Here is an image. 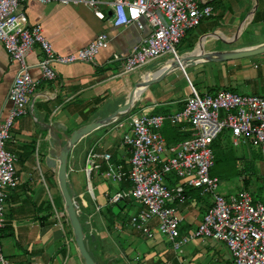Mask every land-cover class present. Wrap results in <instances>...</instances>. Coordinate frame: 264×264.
<instances>
[{
	"label": "crops",
	"instance_id": "1",
	"mask_svg": "<svg viewBox=\"0 0 264 264\" xmlns=\"http://www.w3.org/2000/svg\"><path fill=\"white\" fill-rule=\"evenodd\" d=\"M256 1L257 7L252 17L250 13L255 0H197L200 6L212 8V15L192 29L196 33L189 35L192 32L190 31L186 36L192 47L184 50L181 55L184 56L186 52L200 47L201 44L203 46L200 53L214 51L217 40L223 41L224 45L240 42L239 37L249 23L248 18L253 23L256 15L260 19L257 24L264 25V0ZM21 10L27 23L39 25L43 36L60 55L76 53L100 34L108 37L106 46L100 50L92 64L55 65L57 78L53 81L41 80L38 69L31 71L33 79H39V84L29 96L27 114L14 122L11 139L7 143V149L16 159V172L20 183L10 193L4 209L3 256L9 264H83L74 243L72 229L64 209H61L63 203L57 183V168H49L47 163V159L52 157L58 148L53 147L46 128L48 125L54 128L61 125L66 128L65 134L69 135L96 117H106L121 107L134 83L143 73L152 69L135 78L121 76L120 65L112 62L113 56L126 57L134 46L147 37L150 30L144 27L140 31L134 25L112 27L108 21L109 10L106 6L102 7L104 20L97 19L92 11L84 6L43 5L30 0L23 4ZM243 16L244 19L240 20ZM239 29L241 33L236 38ZM262 29L264 30V27ZM233 38V43L227 42V39ZM262 43L264 40L222 50ZM40 56V51L34 49L26 61L34 65ZM158 65L160 64L154 66ZM16 73L17 65L9 59L0 42V123L10 108L8 95ZM175 80H179L177 70L169 73L163 80L166 85L170 83L171 90L167 89L163 93L164 100L161 101L155 100L156 94L149 91L150 86L146 88L136 101L135 112L141 113L147 109L149 113L173 114L180 111L188 92L186 87L183 92L174 88ZM228 84L229 82L225 81L222 85L230 89ZM253 90L255 95L264 96V85L253 86ZM148 94L153 95L155 99L145 100ZM110 127L115 131L117 139L108 137ZM170 128L164 130V133L168 134ZM183 129L187 130V127ZM119 130L121 129H115L112 124L94 131L74 147L68 158V182L75 191L79 219L89 240V252L94 260L98 264H234L231 253L219 241L195 239L174 250L166 236L157 232L153 239H146L145 245L140 240L127 237H142L129 225L130 217L138 212L140 206L127 199L123 201L122 206L120 203L113 205L108 203V199L115 193L127 191L129 182L113 181L118 187L114 191L101 190L98 198L90 179L93 170L88 173L87 164L88 155H96L95 161L99 167L94 170L100 175H106L107 163L100 156L109 154L114 170H128L129 155L127 148L122 144L121 133L117 135ZM60 138L62 139L61 136ZM41 145L45 151L43 165L37 155ZM76 173L83 174L87 181L85 192H76L72 177ZM56 191L61 200L58 205L52 195ZM196 194L195 191L187 190L186 200L176 204L178 214L182 218L181 224L183 223L181 235L193 231L209 207V202L201 200ZM113 207H118V214L113 212ZM155 223H151L152 228ZM91 236L94 240L90 239ZM143 247L145 248L141 249ZM182 247H185L182 253H178Z\"/></svg>",
	"mask_w": 264,
	"mask_h": 264
},
{
	"label": "built area",
	"instance_id": "2",
	"mask_svg": "<svg viewBox=\"0 0 264 264\" xmlns=\"http://www.w3.org/2000/svg\"><path fill=\"white\" fill-rule=\"evenodd\" d=\"M30 0H0V42L9 59L17 65V73L8 95L10 108L0 123V264H9L2 252V232L5 227L4 209L12 191L19 186L16 159L7 149L14 122L27 114L29 96L39 79L31 74L38 69L40 79L57 78L55 65L94 63L108 42L100 34L85 48L69 55L56 53L43 36L39 25L26 21L23 4ZM40 4L84 6L99 20L102 10H109L108 21L114 28L136 26L150 31L126 57L113 56L120 65V75H128L149 65L164 55L179 59L176 50L186 33L210 18L212 8L200 6L197 0H31ZM40 51L36 64L27 63V56ZM189 93L180 111L173 114L133 113L114 124L124 129L122 144L129 155L128 170H114L109 154L101 155L107 163L106 176L113 181H128L127 191L109 197V204L133 198L140 209L129 224L145 239L155 232L166 236L174 250L195 239L222 242L231 253L234 264H264V202L254 201L250 193L240 190L236 196L224 198L218 193V178L211 176L214 166L213 143L227 130L234 146L259 147L264 156V96L239 95L228 90L214 95H199L183 71ZM165 124L180 125L190 136L168 146L162 130ZM183 130V129H182ZM96 155L89 154L88 173L97 169ZM174 180V181H172ZM194 189L211 198L209 207L197 227L184 235L180 233L182 218L176 204L186 200V191ZM155 227H151V223ZM155 230V231H154Z\"/></svg>",
	"mask_w": 264,
	"mask_h": 264
},
{
	"label": "rangeland",
	"instance_id": "3",
	"mask_svg": "<svg viewBox=\"0 0 264 264\" xmlns=\"http://www.w3.org/2000/svg\"><path fill=\"white\" fill-rule=\"evenodd\" d=\"M244 16L240 19L243 20ZM252 21V20H251ZM247 24L240 35V42H236V44L231 45H224L223 41L217 40V44L215 46L214 51L222 50L224 48H236L243 44L255 43L258 41L264 40V27L263 24H257V22H253ZM240 23V22H239ZM260 26V27H259ZM258 29V30H257ZM257 30V31H256ZM196 33L193 30L189 35ZM259 35H257V33ZM192 46L189 44L188 39H183L181 44L176 46V50L181 55L184 50L190 49ZM226 49V50H227ZM171 55L167 54L156 60L155 62L143 66L140 69L135 70L132 73H129L128 76L135 78L136 76H141V74L149 69H152L155 64H162L165 61L169 60ZM178 71L179 80L174 82L173 87L182 92L185 90L183 89L186 87V91L189 93V88L187 85L186 80L183 77V74L180 70ZM185 73L187 74L189 80L191 81L192 85L196 89L199 95H214L218 91L228 90L234 92L239 95H252L254 93L253 86H262L264 85V54L247 57L238 60H230L224 62H199L192 66L185 67ZM175 75V74H173ZM166 78V77H165ZM164 78V79H165ZM163 79V80H164ZM160 81L158 83L150 85V92H154L156 94V99L153 95L146 96L145 100H156L161 101L164 100L163 93L171 90L170 83L167 85L165 81ZM230 84V89L223 86V83ZM228 84V85H229ZM169 85V86H168ZM226 85V86H228ZM167 86V87H166ZM149 92V93H150ZM264 94V93H263ZM260 95V94H259ZM152 104V103H151ZM168 108V107H164ZM136 112H131V114ZM144 114H166L163 112L157 113H149L147 109L141 112ZM129 117L126 116L123 118L124 120ZM15 126V124H14ZM13 126V127H14ZM171 127L169 124H165L163 126V130ZM109 138L110 139H117L115 135V131L109 128ZM117 132V131H116ZM124 129H121L117 132V135H122ZM165 132V131H164ZM163 133V132H162ZM166 136V135H165ZM173 143H168V146H172ZM215 149H213V153H215L216 160L214 166L211 168L210 175L218 178V193L221 194L224 198L228 199L230 196H236L240 190H246L250 193L253 200L264 202V156L261 153V149L259 147H246L243 145L234 146L232 144V137L231 134L224 130L215 143ZM37 155L40 163L44 164V146L41 147L37 151ZM43 170V166H42ZM250 172L252 174H250ZM73 182L75 184V189L77 193L85 192V187L87 184L86 179L84 178L83 174L76 173L73 174ZM86 177V176H85ZM247 178L249 181L248 185L245 186L243 179ZM91 183L95 189V195L99 198V194L101 190L106 191H114L118 185L117 183L113 182V180L106 175H100L99 172L93 170L91 175ZM174 181V180H172ZM195 191L198 197L205 202L211 201V198L208 195L201 196L199 191L194 189H188ZM53 199L55 203L58 205L59 197L57 191L52 193ZM133 202H136L133 198H130ZM125 201V200H123ZM123 201H120V206L123 205ZM137 203V202H136ZM138 206H141L137 203ZM60 208V207H59ZM63 211V207L61 208ZM118 207H113V212L118 214ZM202 219V218H201ZM68 224V223H67ZM65 223V225H67ZM130 225V224H129ZM182 225L180 229L182 230ZM130 228H132L130 226ZM127 234V233H126ZM129 235V234H128ZM131 239L140 240L143 245L147 240L143 237H134L133 235L127 236ZM212 240V239H207ZM216 241V240H214ZM163 243V242H162ZM165 245V244H164ZM170 248L169 246H167ZM188 247V246H187ZM186 247V248H187ZM145 247L141 248L144 249ZM182 249L178 253H182Z\"/></svg>",
	"mask_w": 264,
	"mask_h": 264
},
{
	"label": "water",
	"instance_id": "4",
	"mask_svg": "<svg viewBox=\"0 0 264 264\" xmlns=\"http://www.w3.org/2000/svg\"><path fill=\"white\" fill-rule=\"evenodd\" d=\"M257 7V1L251 11L253 14ZM241 30L236 38L239 37ZM227 39L228 43H233L235 40ZM226 41V40H225ZM200 46V45H199ZM201 44V48H202ZM200 47H195L192 51H188L185 55H180L179 59H169L164 63L153 67L149 73H159L156 77L151 79H144L141 77L137 82L134 83L131 91L129 92L125 103L119 107L115 112L110 115L100 118L96 117L89 123H86L77 129L73 130L69 135L65 134L66 128L61 125H56L54 128L52 125H48L49 136L52 139L53 147L58 149L47 159L49 168H57V183L59 188L60 197L63 203L64 213L68 219L74 243L79 252L80 257L83 260V264H98L92 254L89 252V240L86 238L82 223L79 219V212L77 210V204L75 200V191L68 182V158L74 147L85 137L93 133L94 131L115 124L117 121L122 120L126 116L130 115L132 110L135 108V104L141 93L148 88L150 85L162 81L169 73L175 70L182 69V66L188 63H192V60H198V62H224L230 60H238L247 57H252L260 54H264V43L243 47L231 50H218L195 53ZM196 64V63H195ZM194 63L191 65H195ZM183 70V69H182ZM62 137V139L60 138ZM94 240V237H90Z\"/></svg>",
	"mask_w": 264,
	"mask_h": 264
},
{
	"label": "trees",
	"instance_id": "5",
	"mask_svg": "<svg viewBox=\"0 0 264 264\" xmlns=\"http://www.w3.org/2000/svg\"><path fill=\"white\" fill-rule=\"evenodd\" d=\"M259 20L260 19H259L258 15H256V17L254 18L253 22H255V21L258 22ZM190 31H192V30H190ZM190 31H188L186 33V35H185V37L183 39L186 38V36L188 35V33ZM183 39L181 40V42L183 41ZM181 42L179 44H181ZM132 112H135V108L132 110ZM182 129L183 128H181L180 125H177V126H171L168 134L166 133L167 135L164 133V131H162L164 137L167 140V143H176V142H181L183 140H186L190 136V131L188 129L187 130H185V129L182 130ZM216 140L214 141V143L212 145L213 149H215L214 147H215ZM215 160H216V156H215V153H214V164H215ZM250 174H252V173L250 172ZM243 181H244L245 186H247L248 183H249L247 178L243 179ZM255 201H257V200H255ZM116 204H118V203H116ZM116 204H113V205H116Z\"/></svg>",
	"mask_w": 264,
	"mask_h": 264
},
{
	"label": "bare ground",
	"instance_id": "6",
	"mask_svg": "<svg viewBox=\"0 0 264 264\" xmlns=\"http://www.w3.org/2000/svg\"><path fill=\"white\" fill-rule=\"evenodd\" d=\"M250 17H251V16H250ZM249 19H250V18H248V20H247L248 22H249ZM200 49H201V45H200L199 50L196 51V53H200V51H201ZM179 58H180V57H179ZM191 62H192V63H188V64L190 65V64H193V63H197L198 60H192ZM186 65H187V64H185V65L182 66V69H183V70H182V69H179V70L184 71ZM158 74H159V73H149V72H146V73H143L142 77H144V79L147 80V79H151V78H153V77H156Z\"/></svg>",
	"mask_w": 264,
	"mask_h": 264
}]
</instances>
